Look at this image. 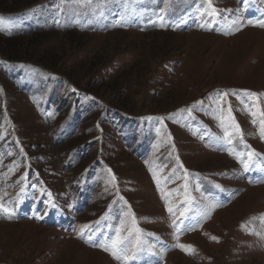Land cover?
I'll return each mask as SVG.
<instances>
[{"label": "rangeland", "instance_id": "374dc122", "mask_svg": "<svg viewBox=\"0 0 264 264\" xmlns=\"http://www.w3.org/2000/svg\"><path fill=\"white\" fill-rule=\"evenodd\" d=\"M0 38V264H264V0H0Z\"/></svg>", "mask_w": 264, "mask_h": 264}, {"label": "trees", "instance_id": "16d2710c", "mask_svg": "<svg viewBox=\"0 0 264 264\" xmlns=\"http://www.w3.org/2000/svg\"><path fill=\"white\" fill-rule=\"evenodd\" d=\"M18 1V0H17ZM22 2L19 1L17 4L15 3L12 7L2 8L1 10L5 12H17L22 10L24 7H28L32 3L21 4ZM13 4V2H12ZM13 41L11 38L2 39L0 38V52L6 53L8 57L17 56V50L12 47ZM1 53V54H2ZM17 58V57H16Z\"/></svg>", "mask_w": 264, "mask_h": 264}, {"label": "snow or ice", "instance_id": "6c2138e0", "mask_svg": "<svg viewBox=\"0 0 264 264\" xmlns=\"http://www.w3.org/2000/svg\"><path fill=\"white\" fill-rule=\"evenodd\" d=\"M169 211H171V209H169ZM213 239H216V238L213 237ZM115 243H116V242H113L114 246H115ZM180 247H187V246L180 245ZM105 250H108V249H105Z\"/></svg>", "mask_w": 264, "mask_h": 264}]
</instances>
